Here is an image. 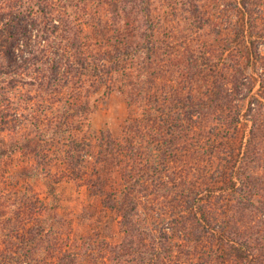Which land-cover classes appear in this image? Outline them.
<instances>
[{"label": "trees", "instance_id": "1", "mask_svg": "<svg viewBox=\"0 0 264 264\" xmlns=\"http://www.w3.org/2000/svg\"><path fill=\"white\" fill-rule=\"evenodd\" d=\"M102 87L127 99L122 138L90 130ZM245 120L249 135L222 153L218 130L238 137ZM16 154L45 176L54 202L11 180L4 166ZM217 158L206 167L229 171L232 189L217 196L233 202L241 226L207 215L208 180H182ZM257 166L264 0H0V264H171L194 254L183 243L201 240L227 241L235 264H264ZM64 180L115 212L118 239L104 230L74 240L71 217L58 211ZM207 253L200 264L219 255Z\"/></svg>", "mask_w": 264, "mask_h": 264}, {"label": "rangeland", "instance_id": "2", "mask_svg": "<svg viewBox=\"0 0 264 264\" xmlns=\"http://www.w3.org/2000/svg\"><path fill=\"white\" fill-rule=\"evenodd\" d=\"M259 88V84H256L254 88L255 94L260 93ZM92 106L93 111L90 114V130L95 133L108 129L116 137L122 138L124 136L125 121L129 115V105L125 96L118 89L108 91L106 87H102L93 95ZM249 129L250 122L245 120L238 137L237 134L232 131H225L223 129L218 130L217 140L220 143V147L224 149H221V152L228 153L227 150L237 148L240 136L243 133L244 136H248ZM219 143L217 144L219 145ZM207 162L203 161V164L201 165L195 164L196 167L191 168L190 172H188L186 177L182 178V180H185L187 184L192 182L195 185L205 183L206 180H208L210 183L206 182L209 184L208 189L202 191L205 209L209 212V214L207 212V215H217V217H219L218 222H221V224L228 222L229 224L236 225L239 222L236 221L235 216L234 218L231 216L232 213H234L232 210L233 202H231L230 199L228 200L217 196V191H230L229 189H232L226 186L227 183L225 182H227V180H224V176H228L227 172L229 171L220 174L219 171L216 170V174L219 176L217 175V177H215L211 175V173H213V168L211 169L209 166L206 167V165L211 164L215 165L214 167H218L219 163L222 162V159L217 158L215 162ZM260 167L261 166H257L255 170L264 173V169ZM6 168L14 183L17 182L21 187H31L47 202L53 200V194L49 190L45 176L41 173H34L30 162L24 160L22 156L16 154L12 158H8L4 166V169ZM175 191L178 192L177 190ZM55 192L59 197L57 200L59 202L58 205H60L58 211L60 213H67L72 219V235L74 240L76 237L78 238L79 236L86 235L92 231L104 230L109 233L107 235L110 238L118 239L120 237L115 212L111 209L104 212L103 210L105 208L102 198L93 194V191H90L87 186H79L78 183L73 180H64L56 186ZM141 192L154 193L153 191ZM148 204V201L144 202L143 209L147 207ZM246 214H248V217L251 216L250 212H247ZM235 215H237L238 219V213L235 212ZM105 224L110 226L105 228ZM243 224L248 226L250 225V222L242 223V225ZM238 226H241V224L239 223ZM214 241L215 242H203L201 240L183 243L185 247L190 248L192 251H197V253L194 252L190 257L189 255L186 256L184 253H178L176 257H173L171 264H200L202 260H200L199 254H206L207 251H210L211 249H215L219 254H210L211 256H209V260L211 259V264H235L233 261L234 259L230 256V253H233L235 250L230 247V244L225 240Z\"/></svg>", "mask_w": 264, "mask_h": 264}]
</instances>
